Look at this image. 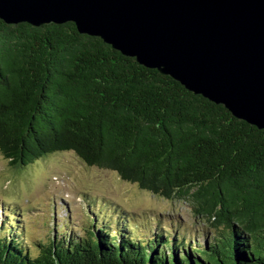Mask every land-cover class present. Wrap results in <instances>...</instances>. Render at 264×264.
I'll return each instance as SVG.
<instances>
[{
    "label": "trees",
    "instance_id": "16d2710c",
    "mask_svg": "<svg viewBox=\"0 0 264 264\" xmlns=\"http://www.w3.org/2000/svg\"><path fill=\"white\" fill-rule=\"evenodd\" d=\"M0 152L15 169L72 152L222 229L190 246L102 211L34 254L0 233V264H264V131L73 23L0 20Z\"/></svg>",
    "mask_w": 264,
    "mask_h": 264
},
{
    "label": "water",
    "instance_id": "95a60500",
    "mask_svg": "<svg viewBox=\"0 0 264 264\" xmlns=\"http://www.w3.org/2000/svg\"><path fill=\"white\" fill-rule=\"evenodd\" d=\"M0 20L73 23L264 131V0H0Z\"/></svg>",
    "mask_w": 264,
    "mask_h": 264
},
{
    "label": "rangeland",
    "instance_id": "374dc122",
    "mask_svg": "<svg viewBox=\"0 0 264 264\" xmlns=\"http://www.w3.org/2000/svg\"><path fill=\"white\" fill-rule=\"evenodd\" d=\"M86 191L90 197L106 202L112 207L108 215L113 214V219H116V214L113 213L115 209L133 215L137 224L149 215L158 216L160 223L151 222L152 229L161 224L171 231L184 230L185 240L194 239H191L190 246H199V243L202 245L203 242L206 245L208 241L210 244L214 236L222 230L214 229L210 222L201 216L195 217L188 204L151 195L135 184L123 181L114 171L85 165L72 152L50 155L23 169L13 168L0 152V197L16 200L23 206L31 202L45 206L51 199L56 201L61 197L65 198L74 207L70 212L73 221L71 231L74 230L77 237L79 234L86 235V228L91 222L90 214H87L78 199V194ZM14 195L17 196L13 197ZM38 209L40 207L33 209L32 219ZM45 217V214L41 213V220ZM112 225L115 227L114 223ZM30 228L33 242L43 243L48 240L50 233L47 229L50 227L40 228L38 224L31 223ZM143 228L135 234L149 231L148 225Z\"/></svg>",
    "mask_w": 264,
    "mask_h": 264
}]
</instances>
